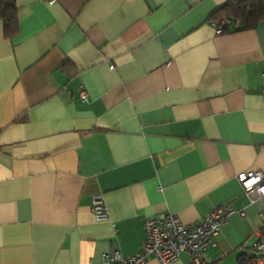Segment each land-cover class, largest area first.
<instances>
[{
    "label": "crops",
    "instance_id": "crops-1",
    "mask_svg": "<svg viewBox=\"0 0 264 264\" xmlns=\"http://www.w3.org/2000/svg\"><path fill=\"white\" fill-rule=\"evenodd\" d=\"M14 1L13 37L0 22V264L132 256L145 218L190 225L226 204L244 216L203 264H250L239 246L264 245V221L236 175H264V19L217 34L226 0Z\"/></svg>",
    "mask_w": 264,
    "mask_h": 264
},
{
    "label": "built area",
    "instance_id": "built-area-1",
    "mask_svg": "<svg viewBox=\"0 0 264 264\" xmlns=\"http://www.w3.org/2000/svg\"><path fill=\"white\" fill-rule=\"evenodd\" d=\"M224 23L222 21L216 26L217 34L221 32ZM78 97L82 102L87 101V93L84 89H79ZM236 179L250 203L260 202L259 215L264 221V175L261 172L242 171L236 175ZM92 212L96 220L108 219L107 210L100 196L93 197ZM233 214L244 216L243 210H236L230 204H226L212 208L207 215L190 225L182 223L171 213L145 218L144 240L140 252L127 257L122 256L117 250L103 253L100 264H143L149 255H153L159 264H170L177 260L181 253L188 255L187 264H203L205 250L209 246L216 245L221 226ZM239 248L252 250L250 264L264 263L262 242L257 240L251 242L250 239H246Z\"/></svg>",
    "mask_w": 264,
    "mask_h": 264
},
{
    "label": "trees",
    "instance_id": "trees-1",
    "mask_svg": "<svg viewBox=\"0 0 264 264\" xmlns=\"http://www.w3.org/2000/svg\"><path fill=\"white\" fill-rule=\"evenodd\" d=\"M208 19L215 25L225 22L220 33L252 29L264 19V0H226ZM16 21L15 1L0 0V22L4 37L14 36Z\"/></svg>",
    "mask_w": 264,
    "mask_h": 264
}]
</instances>
